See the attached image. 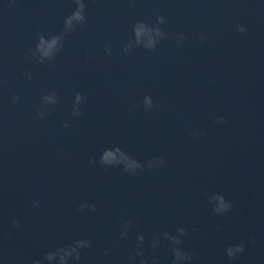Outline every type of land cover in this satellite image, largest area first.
<instances>
[{"label": "water", "instance_id": "1", "mask_svg": "<svg viewBox=\"0 0 264 264\" xmlns=\"http://www.w3.org/2000/svg\"><path fill=\"white\" fill-rule=\"evenodd\" d=\"M83 3L86 23L41 64L26 53L39 35L61 34L75 0H0V264H31L80 238L92 246L74 264H121L138 233L149 264L152 256L170 264L167 240L149 245L178 227L188 230L180 246L194 264H264V0ZM157 16L165 35L142 28L137 40V21L154 27ZM51 91L58 103L43 104ZM77 92L83 114L73 116ZM145 95L158 106L145 111ZM113 146L165 163L135 175L101 166ZM205 193L222 194L232 209L214 214ZM82 201L96 210L77 211ZM121 216L133 222L126 239ZM241 240L244 252L230 261L225 248Z\"/></svg>", "mask_w": 264, "mask_h": 264}, {"label": "clouds", "instance_id": "2", "mask_svg": "<svg viewBox=\"0 0 264 264\" xmlns=\"http://www.w3.org/2000/svg\"><path fill=\"white\" fill-rule=\"evenodd\" d=\"M76 7L75 9L65 17L63 28L61 34L52 35L47 39L43 35H39L35 48L30 49L26 55H31L41 64L45 63L46 61H54L55 56L59 48L62 46L63 41V34L75 29L76 24L83 25L86 23V17L84 15V8L85 5L83 0H75ZM164 23V18L162 16L156 17V24L154 27H147L143 21H137V23L133 26L135 36L138 40L141 29H145L146 31H152L156 34L159 38L164 36L165 33L159 27L160 24ZM238 32H245L247 31L244 25H238L237 29ZM206 37L201 34L199 39L203 41ZM187 39L186 36L181 34L177 38V46L179 47L180 42ZM156 44L150 42V47L148 49L152 50L155 49ZM125 51H129V47L127 45L124 46ZM106 52L111 54V49L106 47ZM29 79H31V74H27ZM84 95L77 92L74 96V102L72 107V115L73 116H80L82 115L81 105L84 100ZM19 100L18 95H14L12 97V102L16 103ZM41 101L43 104H56L58 103L57 93L55 91H51L46 95L41 97ZM143 106L145 111L152 109L154 106L153 100L150 96L145 95L142 100ZM136 107H140L138 103ZM48 114L46 110L43 108L37 111V117L43 119L45 115ZM215 120L219 123H225L224 116H217ZM61 127L67 128V122H62ZM203 134L202 132L200 133ZM189 135L195 136L196 133L194 131H190ZM94 161L90 158L89 163H93ZM165 161L163 157L156 156L145 163H141L140 161L133 158L129 153L123 151L119 146H113L112 148H105L102 150L99 164L104 167L108 166H117L122 165L123 171L129 173L130 175H135L137 170H144L147 169L148 171H152L154 167H160L164 165ZM205 196L211 205V211L216 215H222L228 211H230L233 207L231 200H226L225 197L220 193H205ZM130 199V198H129ZM32 206L39 208L40 201L33 200ZM85 209L95 211L96 205L89 201H82L77 206V211H84ZM123 211V209H121ZM122 221L121 230L119 233V237L121 239H126L129 235V229L133 227V222L130 219H125L123 216L120 217ZM11 224L14 228H19L20 224L19 221L13 219ZM195 231V228L192 229ZM188 235V230L184 227H178L175 231V234L169 233L168 231H161L157 234H153V237L150 241V248L155 250L161 241V238L167 240L169 242V249L172 254L170 264H194V261L197 259L194 253H190L182 248L180 245L182 244V237ZM137 245L135 247L134 252H130L129 257L127 260L121 259V264H129V261L135 260L139 257L138 264H149V260L144 257L143 250L141 249L140 245L144 243V236L141 234L136 235ZM251 243H255L254 239L250 241ZM92 246V241L89 238H80L76 239L73 242L67 243L65 245H60L55 247L52 250L44 251L39 258H33L31 260V264H74V262H78L81 259V251L83 249L90 248ZM246 246V242L241 240L239 243L230 244L225 248V255L227 258L231 260H235L238 256L244 252ZM105 256L109 255V250L106 248L104 249ZM150 264H157V260L155 256L151 257Z\"/></svg>", "mask_w": 264, "mask_h": 264}]
</instances>
